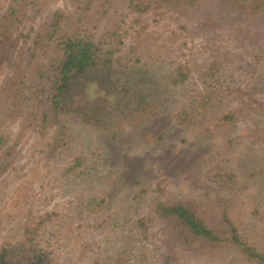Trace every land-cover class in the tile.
Here are the masks:
<instances>
[{"label":"rangeland","instance_id":"1","mask_svg":"<svg viewBox=\"0 0 264 264\" xmlns=\"http://www.w3.org/2000/svg\"><path fill=\"white\" fill-rule=\"evenodd\" d=\"M17 4L0 0L1 28ZM82 5L78 21L70 0L28 3L0 52V87L16 72L25 92L52 58L45 34L76 30L110 59L75 78L66 145L50 152L26 111L0 125V243L28 228L51 264H247L183 247L156 206L226 215L264 247V0Z\"/></svg>","mask_w":264,"mask_h":264},{"label":"trees","instance_id":"2","mask_svg":"<svg viewBox=\"0 0 264 264\" xmlns=\"http://www.w3.org/2000/svg\"><path fill=\"white\" fill-rule=\"evenodd\" d=\"M17 6L12 7L4 15L5 26H0V52L7 46L11 36V27L15 19L22 13L28 3L36 4L37 0H15ZM36 1V2H33ZM72 6L79 11L78 21L85 10L84 0H70ZM28 2V3H26ZM55 19L52 23L54 32L59 29ZM1 25V24H0ZM78 31L61 32L58 36L44 35V41L37 38L35 49L42 44L52 48V58L44 63L40 70L32 76V86L23 90L25 78L19 73L7 77L0 87V125L14 112V115L26 111L25 120L32 125L34 131L42 135L47 129L52 131V144L50 152L59 146L66 145L69 138L68 121L72 114H77L71 104V90L75 78L94 70L110 67L107 54L89 37L79 34ZM34 58V54L30 55ZM30 62H27V65ZM34 84L36 87L34 88ZM17 117V116H16ZM5 146V136L0 135V147ZM10 150V148H8ZM82 158H76L74 167L83 165ZM160 217L165 218L175 232L176 239L183 247L191 248L199 245L208 249L223 247L232 250L247 264H264V247H257L248 236L238 232L237 227L226 215L217 221H211L205 213L197 212L187 203H173L170 205L158 204ZM224 243V245H223ZM0 264H51L46 249L25 228L14 242L0 243Z\"/></svg>","mask_w":264,"mask_h":264}]
</instances>
